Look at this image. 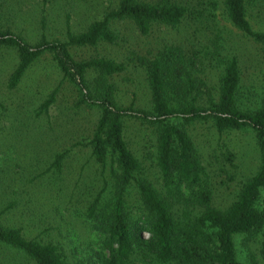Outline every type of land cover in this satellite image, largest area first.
Here are the masks:
<instances>
[{"label": "trees", "instance_id": "16d2710c", "mask_svg": "<svg viewBox=\"0 0 264 264\" xmlns=\"http://www.w3.org/2000/svg\"><path fill=\"white\" fill-rule=\"evenodd\" d=\"M211 1L204 10L216 8L219 0ZM258 2L264 5V0H220L224 20L264 53V29L255 31L248 21V10ZM195 12L177 0H118L80 33L70 32L66 24L63 41L41 35L29 44L9 30H0V49L12 51L16 61L6 80L7 90H14L29 68L47 54L60 84L74 88V108L98 112L84 145L75 142L52 152L44 168L29 174L26 182L32 185L47 173L59 174L71 148L77 146L87 147L100 169V187L83 211L85 226L100 243V252L92 254L94 259L91 255L67 257L50 241L27 239L20 227L2 223V216L18 205L19 193L12 191L14 180L8 177L0 190V255L9 258L8 264H136L138 255L152 257L158 264H251L249 256L237 252L235 241L264 226V68L261 86L243 94L240 61L232 53L221 54L219 47L225 46L217 35L208 41L210 46H200L213 47L203 55L207 64L198 52L165 42L155 52L135 58L149 92L150 107L143 110L132 104L121 107L114 99L109 80L125 71V59L76 61L68 51L115 45L114 22H129L146 37L157 26L175 30ZM209 17L214 22V15ZM207 67L206 72L217 73L214 88H209L207 77L200 76ZM89 73L93 78L87 82ZM56 88L38 104L35 118L47 114L55 102ZM4 110L0 103V111ZM126 122L150 132L160 190L143 177L141 162L124 138ZM200 125H208L218 135L243 132L252 140L256 165L224 209L212 206L211 177L192 137V130ZM131 193L138 201L136 220L127 204Z\"/></svg>", "mask_w": 264, "mask_h": 264}, {"label": "rangeland", "instance_id": "374dc122", "mask_svg": "<svg viewBox=\"0 0 264 264\" xmlns=\"http://www.w3.org/2000/svg\"><path fill=\"white\" fill-rule=\"evenodd\" d=\"M177 1L187 4L190 11L196 12L190 19L182 21L175 30L157 26L152 28L148 36L143 37L129 22H114L111 27L117 35L115 45L69 48V54L76 61L92 57L115 61L125 59V71L109 80L114 88V99L121 107L132 104L134 108L148 110L149 92L143 71L135 58L155 52L165 42L180 43L187 51L198 52L201 62L207 64L203 55L212 51L213 47L200 46H210L208 41L217 35L220 43L225 46L219 47L221 54L232 53L240 61L242 93L246 94L250 87H260L264 53L260 47L239 36L224 20L220 0L216 1L213 10H204L211 0ZM117 2L0 0V30H9L29 44H34L41 35L47 40L63 41L66 24L70 32L80 33L90 22L98 20L104 12L114 8ZM208 12L214 15V22L209 17L211 15H207ZM249 15L251 28L262 31L264 5L258 2L248 10ZM15 62L12 51L0 49V103L5 109L4 112L0 111V190L5 188L9 177L11 181L14 180L12 191L19 193L18 205L2 216V223L20 227L27 239L50 241L67 257L91 255L94 259V253L100 252V243L98 237L85 226L83 211L100 187V169L90 158L89 149L85 146L71 148L59 174L47 173L32 185L26 180L33 171L38 173L44 168L52 152L69 148L75 142L84 145L92 132L98 112L74 108V88L65 82L60 84V75L47 54L42 55L29 68L14 90H7L6 80ZM207 70L208 67L200 76L207 77L209 88H214L217 73L215 70ZM86 78L89 82L93 76L89 73ZM55 88V102L46 115L35 118L34 110ZM123 134L130 150L141 162L143 177L160 190L150 132L137 124L126 122ZM192 137L211 177L212 206L224 209L234 199L239 184L248 176L251 167L256 165L250 135L243 132L218 135L208 125H200L192 130ZM18 179H21L19 183ZM127 204L136 220L138 201L133 193ZM141 236L146 239V234L142 233ZM235 246L238 253L251 258V264H264V226L250 236L239 237ZM8 259L0 255V264H8ZM137 261L136 264H158L152 257L142 255L137 256Z\"/></svg>", "mask_w": 264, "mask_h": 264}]
</instances>
